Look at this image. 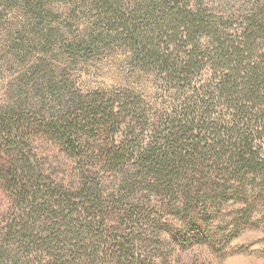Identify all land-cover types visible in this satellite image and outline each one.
Returning a JSON list of instances; mask_svg holds the SVG:
<instances>
[{"label":"trees","instance_id":"obj_1","mask_svg":"<svg viewBox=\"0 0 264 264\" xmlns=\"http://www.w3.org/2000/svg\"><path fill=\"white\" fill-rule=\"evenodd\" d=\"M76 1L98 33L67 53L112 42L156 75L162 96L84 94L62 74L38 101L0 105L10 207L0 264H153L143 245L170 214L189 241L216 219L230 223L224 234L256 229L264 240V0L234 21L201 0ZM41 141L71 161L70 175L48 170Z\"/></svg>","mask_w":264,"mask_h":264},{"label":"rangeland","instance_id":"obj_2","mask_svg":"<svg viewBox=\"0 0 264 264\" xmlns=\"http://www.w3.org/2000/svg\"><path fill=\"white\" fill-rule=\"evenodd\" d=\"M201 1L216 16L230 21L250 7L248 0ZM37 3L0 0V105L10 103L17 95L38 101L48 83L61 86L62 74L73 89L84 94L128 90L155 104L160 101L162 88L156 75L134 66L128 52L112 42H92L90 52L73 57L67 53L68 47L75 49L79 42L96 38V14L84 12L76 0H41L39 7ZM44 96L46 101L57 102L58 98L52 99L48 92ZM262 148L264 154V140ZM38 152L48 170L71 174V161L55 146L41 141ZM112 186V178L107 179V192H112ZM8 201L0 187V227L10 212ZM228 210L223 206L214 211V216L225 215ZM229 226L226 220H208L202 223L200 240L189 241L183 237V223L170 214L162 220L160 229L147 234L150 241L143 246L154 255L153 264H264L260 232L245 229L235 236L229 231L224 234Z\"/></svg>","mask_w":264,"mask_h":264}]
</instances>
